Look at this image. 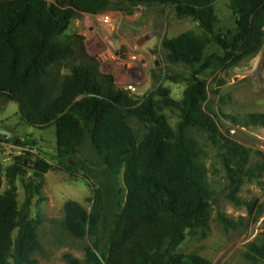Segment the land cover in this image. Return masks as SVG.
Segmentation results:
<instances>
[{
  "label": "trees",
  "instance_id": "obj_1",
  "mask_svg": "<svg viewBox=\"0 0 264 264\" xmlns=\"http://www.w3.org/2000/svg\"><path fill=\"white\" fill-rule=\"evenodd\" d=\"M218 1L0 0V100L18 104L21 119L33 128L56 127L60 161L76 157L90 142L106 170L113 177L123 175L126 200L104 249L102 192L95 193L91 211L75 201L64 206L70 234L91 241L85 264H211L197 255L177 253L189 236L206 239L212 220L208 170L190 132L207 134L222 146L220 156L235 186V201L247 175L249 150L222 137L216 115L203 107L209 90L197 76L213 65V57L205 56L212 43L223 49L225 57L218 58L223 63L239 55L255 56L264 46V0H230L238 17L237 33L230 39L215 33ZM152 3L174 7L180 18L193 19L203 31L162 43L169 64L195 72L180 101L164 88L135 99L112 75L100 73L85 53L83 38L70 31L80 14L132 12ZM166 110L179 113L176 129ZM135 123L145 127V134L135 130ZM242 126L264 130V113L249 114ZM50 169L39 161L33 171L42 178ZM28 170V162L18 160L6 170L9 189L0 195V264H38V222L24 217L39 189L26 185L27 203L21 210L16 186V179ZM219 221L235 227L223 215ZM249 250L264 259V235L261 243L249 244ZM67 259V264H82L71 256Z\"/></svg>",
  "mask_w": 264,
  "mask_h": 264
},
{
  "label": "rangeland",
  "instance_id": "obj_2",
  "mask_svg": "<svg viewBox=\"0 0 264 264\" xmlns=\"http://www.w3.org/2000/svg\"><path fill=\"white\" fill-rule=\"evenodd\" d=\"M215 10L216 35L230 39L237 33L238 20L230 9V0H219ZM107 14L112 17L111 25L103 21ZM70 31L83 38L85 53L100 73L112 75L116 85L135 99L164 88L177 101L183 99L195 72L190 67L169 64L162 43L187 32L203 34L193 19L180 18L174 7L155 3L138 5L132 12L80 14L72 21ZM205 56L213 57V65L197 76L206 82L209 90L203 107L216 115L223 138L249 150V164L235 201L232 199L235 186L220 156L222 146L207 134L190 132L208 170L207 183L213 194L212 220L206 239L189 236L177 253L197 255L211 264H264V259L249 250V244L261 243L264 235V130L242 126L249 114L264 113V46L255 56L239 55L223 63L218 59L225 57L223 49L212 43ZM65 67L63 74L67 73ZM164 114L176 129L179 113L166 110ZM134 128L140 135L146 132L143 125L135 123ZM0 129L13 135L0 137V195L9 189L6 170L17 160L22 164L28 162L30 168L24 177L16 179L21 210L27 203L26 185L39 189L32 195L24 217L38 222L42 242V250L35 255L38 264H67L68 256L85 264L86 248L91 241L70 234L64 223V206L75 201L91 211L95 193L102 192L106 212L100 238L104 249L126 200L123 175L113 177L90 142L76 157L60 161L56 127L36 129L27 125L14 102L2 101ZM39 161L51 166L42 178L33 171ZM221 215L233 221L235 227L224 226L219 221Z\"/></svg>",
  "mask_w": 264,
  "mask_h": 264
},
{
  "label": "water",
  "instance_id": "obj_3",
  "mask_svg": "<svg viewBox=\"0 0 264 264\" xmlns=\"http://www.w3.org/2000/svg\"><path fill=\"white\" fill-rule=\"evenodd\" d=\"M1 106H2V101L0 100V112H1ZM0 134L2 136H6L7 138H11L13 135L9 133L8 131H5L3 129H0Z\"/></svg>",
  "mask_w": 264,
  "mask_h": 264
},
{
  "label": "built area",
  "instance_id": "obj_4",
  "mask_svg": "<svg viewBox=\"0 0 264 264\" xmlns=\"http://www.w3.org/2000/svg\"><path fill=\"white\" fill-rule=\"evenodd\" d=\"M103 18H104L103 21H105V23L110 24V25L112 24L110 20L112 17L110 15L107 14L106 16H103Z\"/></svg>",
  "mask_w": 264,
  "mask_h": 264
}]
</instances>
